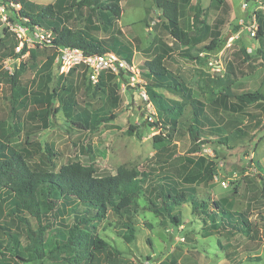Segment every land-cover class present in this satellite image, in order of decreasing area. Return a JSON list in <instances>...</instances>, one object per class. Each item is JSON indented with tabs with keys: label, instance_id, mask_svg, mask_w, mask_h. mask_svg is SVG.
Instances as JSON below:
<instances>
[{
	"label": "rangeland",
	"instance_id": "374dc122",
	"mask_svg": "<svg viewBox=\"0 0 264 264\" xmlns=\"http://www.w3.org/2000/svg\"><path fill=\"white\" fill-rule=\"evenodd\" d=\"M31 1L46 5L57 0ZM73 1L63 3L65 25L100 39L119 37L141 67L147 91L154 89L164 98L178 101L183 110L180 115L157 114L141 104L142 88L132 84L136 77L99 86L82 70L62 71L58 48L48 43L50 33L38 27L31 32L22 29L9 20L10 11L0 2V140L19 151L33 169L57 172L63 165L80 162L104 175L125 166L144 179L142 190L133 198L134 238L125 235L127 218L107 209L86 226L107 243L95 251L93 260L82 258L76 249L58 248V240L64 239L73 221L72 209L86 205L75 200L57 201L54 210L48 211L51 228L41 251L34 252L27 245L28 239L19 234L18 252L31 259L20 260L11 254L12 244H6L8 237L0 231V262L264 264V112L255 104L244 112L228 107L241 93L264 95V45L259 49L261 41L248 29L259 23L264 27V0L182 3L180 26L190 34L188 45L171 36L152 0H119L120 17L111 16L107 26L100 23L92 8L78 9ZM197 5L207 24L201 28L193 26ZM24 45L29 51L22 53ZM159 54L164 55V65L174 81L188 90L155 86L158 80L144 64ZM50 58L55 62L49 68ZM210 62L222 64V68L215 70ZM60 97L70 105L69 110L63 109ZM49 98H53L52 111L44 121L42 113ZM192 98L206 104L197 120L193 118ZM167 116L177 119L175 129L165 122ZM191 126L198 127L199 140L192 137ZM168 134L170 140L165 136ZM157 135L161 137L155 138ZM164 145L168 148L159 153L165 162H160L158 150ZM199 157L206 162L201 165ZM180 191L186 200L180 206L181 224L175 227L167 214H156L149 206L162 205L160 192L175 195ZM10 193V188H0L2 225L11 218ZM193 199L204 200L201 209L211 211L210 216L203 218L193 211ZM214 201L230 211L229 219H220ZM49 205L44 200L43 210ZM90 215H94L92 208ZM25 216L37 228V220L28 213ZM232 219L236 227L228 226ZM245 219L247 223H243ZM8 226L15 231V226Z\"/></svg>",
	"mask_w": 264,
	"mask_h": 264
},
{
	"label": "trees",
	"instance_id": "16d2710c",
	"mask_svg": "<svg viewBox=\"0 0 264 264\" xmlns=\"http://www.w3.org/2000/svg\"><path fill=\"white\" fill-rule=\"evenodd\" d=\"M5 8L10 11L9 20L21 27H26L28 32L37 26L44 31L50 33L51 44L55 48L72 47L84 50L85 53H104L107 51H115L119 55L132 60V52L119 37H111L109 39H100L93 36L90 32L84 29H73L68 27L63 22L62 12L64 10V1L57 0L54 3L46 5L37 4L31 0H0ZM155 7L160 10V16L164 17V26L169 31L172 37L181 42L183 45H188L191 37L188 31L180 26V11L181 5L188 3L190 0H152ZM72 5L78 9L90 7L97 15L98 20L104 26L111 24V16L119 18L121 8L119 0H74ZM202 8L197 5L196 13L193 17V26L201 28L207 26L202 19ZM1 25V21H0ZM94 28V27H92ZM7 29L4 28V31ZM261 41L259 49L264 45V27L262 23L258 24L256 35ZM213 43V42H212ZM206 47L212 49L213 45ZM29 51L26 45L23 46L22 53ZM21 53V54H22ZM185 56H190L185 53ZM7 57L5 55L4 59ZM164 55L159 54L152 60L145 62L144 66L158 80L155 83L157 87L168 86L175 90H188L182 83L174 81L172 75L164 65ZM55 62L54 58L48 60L47 66L50 68ZM16 70V69H15ZM76 68H72L69 72H73ZM18 72V69L16 70ZM15 72V73H17ZM85 73V72H83ZM86 74V73H85ZM87 76V75H86ZM51 78V71L48 72V79ZM15 79V75H14ZM117 76L111 73H103L100 75L98 85L105 83H114ZM122 81L125 80L121 79ZM173 81L174 83H170ZM127 89L133 87L126 85ZM150 89V100L153 102L156 113L167 115H180L183 105L178 101H171L164 98L162 95ZM56 92V90H54ZM53 97V96H52ZM234 101L229 102L228 107L236 112H244L250 104L258 106L264 112V95L259 92H244L236 95ZM46 110L42 113L43 120L49 119L52 111L53 98H49ZM63 101V109H70V105L60 97ZM191 105L193 107V118L198 119V116L205 111L206 104L201 99L192 98ZM57 110V109H56ZM113 118V117H112ZM165 122L170 123L175 129L178 123L175 116L171 119L165 118ZM154 124H158L155 121ZM133 128V126H131ZM240 132L241 128H237ZM190 133L194 140H199V130L197 126L190 127ZM171 137V134L165 135ZM161 136L157 135L155 138ZM159 139L157 141H164ZM168 146L164 145L158 153L166 150ZM157 153V154H158ZM161 153V152H160ZM158 154V161L165 162L161 154ZM199 162L202 165L206 162L204 157H199ZM208 167L206 166L205 170ZM146 177V173H143ZM143 177L135 169H128L125 166H120L116 173H106L97 175L92 165H83L80 162H72L63 165L59 171H47L33 169L25 160L23 155L16 149L9 147L6 143L0 140V188L8 187L11 189L8 203L10 204V219H7L5 224H0V231L7 237V245L10 247L11 254L20 259H24L18 252V235L22 234L28 239L27 245L34 252H40V246L45 244V234L51 228V222L48 211H53L57 201H71L83 203L82 209L75 207L72 209L73 221L68 227L66 236L62 241L58 240V248L76 249L78 255L85 259L93 260L95 251H100L107 246V243L94 236L86 226L94 220V217H102L107 209H110L117 215L126 217L125 235L128 239L135 237L134 226L132 220L133 198L143 188ZM159 197L162 198V205L159 207L151 203L149 208L156 214H167L175 227L181 224L182 202L186 200V194L183 191L176 193L160 192ZM49 203V207L45 210L42 208L43 201ZM192 210L202 217L210 216L211 211L201 209L205 206L204 200L193 199ZM216 212H219L220 219L224 222L230 218V211L224 209L222 205L214 201ZM91 208L94 210V215L91 214ZM28 213L34 217L37 222V228H33L30 221L25 216ZM206 218V217H203ZM213 218V217H210ZM234 219V218H233ZM228 223V226L236 227L234 220ZM243 223H247L246 219ZM8 224L15 226V231H11ZM5 244V245H6ZM0 246L3 243L0 242ZM0 264H2L0 262Z\"/></svg>",
	"mask_w": 264,
	"mask_h": 264
},
{
	"label": "built area",
	"instance_id": "2783aa9c",
	"mask_svg": "<svg viewBox=\"0 0 264 264\" xmlns=\"http://www.w3.org/2000/svg\"><path fill=\"white\" fill-rule=\"evenodd\" d=\"M2 7L4 10L6 9L5 5L3 4ZM21 28L27 31L26 27ZM248 29L250 30L251 34H256L257 27L255 25L249 27ZM48 41V43H50L51 39H48ZM57 62L60 63L62 71L69 72L72 68L82 70L86 73L87 77L94 82H97L100 78V75L103 73L114 74L117 76L118 80L128 77H136V80L132 84L139 85V87L142 88L140 93L142 104L147 105L151 110L154 111V113H156L154 104L150 100V95L144 86L145 81L141 76V67L133 60H129L126 57L119 55L115 51L88 54L79 48L59 47ZM210 64L213 65V69L215 70L222 68V64L213 62H210ZM123 81L125 82V80ZM153 117V115L149 116L150 119H153Z\"/></svg>",
	"mask_w": 264,
	"mask_h": 264
},
{
	"label": "water",
	"instance_id": "95a60500",
	"mask_svg": "<svg viewBox=\"0 0 264 264\" xmlns=\"http://www.w3.org/2000/svg\"><path fill=\"white\" fill-rule=\"evenodd\" d=\"M139 100H140V103L142 104V100H141V98H140Z\"/></svg>",
	"mask_w": 264,
	"mask_h": 264
}]
</instances>
